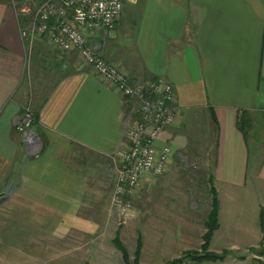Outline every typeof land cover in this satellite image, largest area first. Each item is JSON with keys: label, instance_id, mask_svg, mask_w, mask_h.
Listing matches in <instances>:
<instances>
[{"label": "crops", "instance_id": "obj_1", "mask_svg": "<svg viewBox=\"0 0 264 264\" xmlns=\"http://www.w3.org/2000/svg\"><path fill=\"white\" fill-rule=\"evenodd\" d=\"M123 1L113 34L97 30L89 43L133 82L166 78L180 108L158 141L172 147L169 169L145 176L139 195L145 185L164 184L182 162L210 163L205 171L220 210L209 250L228 255L197 264H264V154L251 167L247 139L264 112V0ZM22 24L11 2L0 0V195L11 190L24 206L60 211L35 221L37 231L56 241L134 229L144 242L141 264H167L201 249L206 217H186V203L176 216L149 215L116 227L109 217L114 155L126 148L128 101L80 63L76 51H62L46 36L30 44ZM26 108L35 115L30 139L15 127ZM243 114L246 135L238 127ZM10 177L17 178L12 188ZM164 206L152 204L151 215Z\"/></svg>", "mask_w": 264, "mask_h": 264}, {"label": "built area", "instance_id": "obj_2", "mask_svg": "<svg viewBox=\"0 0 264 264\" xmlns=\"http://www.w3.org/2000/svg\"><path fill=\"white\" fill-rule=\"evenodd\" d=\"M23 22L21 35L30 44L38 36L62 51H76L79 61L113 86L128 101L125 116L126 148L118 155L112 207L124 222L131 218L133 201L142 179L162 175L169 169L172 147L158 145L162 132L177 122L180 108L173 85L164 77L133 82L128 73L106 62L88 35L102 30L114 32L124 4L122 0H9ZM34 117L29 110L17 121L30 139Z\"/></svg>", "mask_w": 264, "mask_h": 264}, {"label": "rangeland", "instance_id": "obj_3", "mask_svg": "<svg viewBox=\"0 0 264 264\" xmlns=\"http://www.w3.org/2000/svg\"><path fill=\"white\" fill-rule=\"evenodd\" d=\"M27 110L33 114L35 119L33 111L29 108H26L20 117ZM20 117L17 121L20 120ZM256 119L255 129L250 130L247 137L251 167L256 165V157L264 154V112L257 113ZM15 127L20 131L17 125ZM117 155H114L116 165H118ZM180 164L181 170L179 169L176 174L171 176L167 175L164 184L159 183L155 188L151 189H146V185L143 187L140 195L138 194L134 199L131 218H127L126 222L120 218L117 210L111 206L109 217L114 221L116 227L123 226L125 228L130 225L132 219L146 218L149 215L159 217L166 216L167 213L171 216L174 213L176 216L180 213V207L184 203L187 204L186 217L204 219L207 216L211 197L210 187L212 180L211 176H208L205 171L210 163L189 160ZM166 173L158 176H164ZM8 180L11 188L16 186V177H10ZM11 180L15 182L11 183ZM248 181L255 186L259 184L254 182L255 179L252 177H249ZM10 187L8 189H11ZM113 195L114 192L112 198ZM18 197L19 195L11 192V190L0 195V264H125L122 252L114 242L115 233L111 231L113 227L111 229L109 227V232L102 237L98 233L94 235L93 233H88L83 238L79 237L76 239L74 237L73 241H66V238L56 241L53 238L51 239L48 233L37 231L39 227L35 221L40 218L55 219L59 217L60 211H54L51 215H48V210H37L39 205L34 202H25L24 206V202L19 203ZM156 203L158 207L161 204L165 205L166 209L162 211V208H156V211L153 212L154 214L151 215L152 210L150 207ZM188 205L193 206L194 209L189 210ZM91 213L93 212L91 211ZM42 229L47 230L49 227H42ZM129 229L128 231L125 230L120 238L128 248L130 259L133 261L137 235H135L134 229L132 231H129ZM196 250L201 251V249ZM183 252L178 257L168 260L167 264L181 257ZM142 255L143 247L141 249ZM140 260L141 257L139 264H141ZM192 263L190 260H186L183 264Z\"/></svg>", "mask_w": 264, "mask_h": 264}, {"label": "trees", "instance_id": "obj_4", "mask_svg": "<svg viewBox=\"0 0 264 264\" xmlns=\"http://www.w3.org/2000/svg\"><path fill=\"white\" fill-rule=\"evenodd\" d=\"M238 127L246 135L247 129L250 127L249 119L246 114H243L238 122ZM212 184L210 187V207L206 216V227L207 231L203 235V244L201 245V251L196 249H190L183 252V255L178 259L171 261L169 264H183L186 260L193 262L192 264L201 263L204 261H218L223 260L227 257L228 251H223L222 253H215L209 250L210 242L214 231L219 227V198L218 193L213 185V178L211 177ZM114 242L117 248L122 252L123 261L125 264H139V259L141 257V249L143 247V239L139 237L137 239V245L135 250V256L133 261L130 259L129 250L126 245L122 242L120 235L117 234L114 238Z\"/></svg>", "mask_w": 264, "mask_h": 264}]
</instances>
